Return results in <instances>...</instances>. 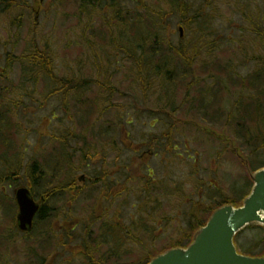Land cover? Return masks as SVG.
<instances>
[{"label": "rangeland", "instance_id": "374dc122", "mask_svg": "<svg viewBox=\"0 0 264 264\" xmlns=\"http://www.w3.org/2000/svg\"><path fill=\"white\" fill-rule=\"evenodd\" d=\"M121 1L124 11L149 2L147 7L155 10L159 24L169 12L164 0ZM81 2L28 0V8H18L11 19H0V54L25 56L37 46L53 58L59 78L90 82L63 104L59 96H48L41 76L29 86L17 64L8 86L0 90L5 105L18 110L15 117L21 132L17 150L24 171L34 160L46 163L42 158L52 154L53 161L40 167L43 176L59 178L54 186L68 183L76 191L83 190L52 201L53 220L45 226L36 220L34 231L24 236L14 227L17 208L13 193L27 186V177L20 175L1 186L0 264H48L43 262L54 255L55 264H142L149 252L157 254L186 242L184 234L192 215L204 222L207 209L226 201H242L252 187L250 174L264 168V148L260 147H264V110L258 114L262 122L256 125L261 136L254 137L249 133L255 130L253 118L244 111L252 102L248 98L252 90L246 91L248 85L249 89H242L231 84L248 83L264 73L260 38L264 36V0H224L222 5L206 9L205 16L198 17L190 29L185 28L181 39L180 20L168 19L169 26L161 29L160 38L172 48L184 42V53L192 58L190 69L173 54L156 56L150 41L137 49L141 37L149 39L143 24L138 31L130 24H108L110 13L81 7ZM157 70L159 75L154 74ZM141 80L150 85L146 95ZM260 104L264 106V100ZM88 107L95 109L85 125L81 119L88 117L84 112ZM238 125L248 134L246 140L253 137V144L246 143ZM166 129H171V152L152 156L146 144ZM88 146L97 157L80 163L82 149ZM67 154L73 156L70 165ZM148 171L151 179L145 176ZM81 176L84 182L77 180ZM94 177L99 183L109 182L117 196L101 201L99 192L90 193ZM33 196L37 201L42 195ZM158 202L162 211L158 215L168 220L143 217ZM114 228L112 238L109 233ZM47 238L52 245L42 250L40 245ZM64 241L66 248L62 247ZM80 241L85 242L87 258L81 249L73 256L69 250L79 248ZM95 241L97 247L92 245ZM262 241V229L247 230L235 243L242 253L258 254Z\"/></svg>", "mask_w": 264, "mask_h": 264}, {"label": "trees", "instance_id": "16d2710c", "mask_svg": "<svg viewBox=\"0 0 264 264\" xmlns=\"http://www.w3.org/2000/svg\"><path fill=\"white\" fill-rule=\"evenodd\" d=\"M81 1H82L81 7L87 5L90 6L91 10L92 9L101 10V11L106 10L107 13H110L111 17L106 20L108 24L115 25L116 23H120L124 27H127V25L130 24V27L134 31H138L139 26L140 25L142 26L143 24L144 30H146L147 32L146 34L149 36V39L146 40L145 38L141 37L139 39V46L137 47V49L144 47L146 41H150L149 43L156 56L157 54L158 55L160 54V56L162 57L163 55L173 54L179 59H181L185 65L187 64L188 69H190L192 67V58H190L187 55V53H184L185 48L182 47L184 42L180 41L179 48H172L171 46H169L172 44L165 42L163 39L161 40L160 38V35L162 33L161 29L163 28L167 29L169 26L167 22L168 19L172 21L174 17L180 20V23H178L179 27H182L183 30L185 28L190 29L192 25H194L197 22L198 17L202 18L205 16L204 11L206 9L211 7L213 8L214 5L217 4L222 5L224 0H200L201 4L197 3L196 0H164L165 8H167L169 12L167 13L166 16L162 17V20L164 22L162 24H159V21L157 20L155 15V10L152 9L151 7L149 8L147 7L149 5V2L147 1L142 2L137 7L126 8L125 11L121 9V5H122L121 3H123L121 0H81ZM150 3L156 4V1H152ZM28 4H29L28 0H0V19L2 18H4L5 20L11 19L13 13H17L18 8L21 7L23 8L25 5H26L25 7L28 8ZM154 5L151 6L156 7ZM199 5L203 6L199 12L194 11L195 12L194 14L190 13L193 10H195V8H198ZM211 11L213 10L211 9ZM208 13L209 12H207V14ZM18 17L19 16L15 17V19H17ZM260 38H262L264 42V36H260ZM165 45L166 47H164ZM161 46L162 49L160 48ZM125 55L129 58L130 53L127 51L125 52ZM165 62L167 63L166 60ZM17 64L22 66V71H24L25 74V80L29 82V86H31V84L34 85L35 83L34 80L37 79L38 75L41 76L42 81L44 82V84L47 85L49 89L48 96L49 97L59 96L60 98H62L63 104H65V102L67 101V99L71 94L81 92L82 90H84V88L87 85L90 84V82L88 81L85 80L81 81L76 78L73 80L62 77L59 78L56 75L55 70L53 68V58H51L50 54L44 49H40L37 46H34L33 51L27 53L25 56H14L11 53H6L3 55L0 54V90H5V87L8 86L7 83H9V79L13 74L12 70L14 69V66ZM158 70L154 72L155 75H159ZM229 78H231L230 75H228V79ZM140 84L144 89L143 90V92L145 93L144 95H146L148 92L151 91L150 85L147 84L146 81L141 80ZM231 84H234L236 85V87H240L242 89L248 88L247 87L248 85L250 87V90H246V91L249 92L252 90V93L248 97L249 101L252 102H249L248 105L244 106V111L247 110L245 112L246 117H248V115L250 114L253 118L251 122L252 124L254 123L253 125L254 127L252 129L255 130L253 131V134L252 131L249 133L254 137L261 136V132L259 131V129L256 128V125L258 121H261V119L258 117V114L261 112V110H264V106L260 104V100H264V73L262 74L259 73V75L256 76L255 80L251 79L248 83H246L245 81L244 82L232 81ZM94 109L95 107H88L87 109H85L84 112L88 114V117L86 118V120L84 118L81 119V121L84 122L85 125L89 123V121L91 120L90 115H92ZM17 111L18 110H16L15 106L12 107L10 106V104L5 105V102L0 97V116H1L0 117V187L4 186L6 183L13 182L15 179H18L20 175L22 177L25 175L27 177V181L25 182L26 183L25 185H27V187L31 190V193L33 195L35 193H38L39 195H42L41 198L44 199V204L41 206L39 215H45V217L44 218L40 217L38 222L39 225L45 226L49 221L53 220L52 217L55 211L54 209L55 206H53L52 204H54L55 202L52 201L63 200L65 194L72 195L73 192L77 193L78 191L80 193V191L83 190L76 191V188L72 185H69L68 183H66V185L64 186L62 185L54 186L55 183L56 184L58 183L59 178L56 179L55 177H51V176H46V177L43 176V171H41L40 167L43 166V168H45V164L49 165L53 161L52 157L50 156L52 154L50 155L48 154L45 158L41 157L43 161H45L46 163H42V165H40L39 161L34 160L33 163L30 166L26 167V170L24 171L21 153L17 150V146L19 142L18 134L21 132L20 121L18 118L15 117V112L17 113ZM238 126L241 127V129H237V130L241 132V135L243 134V137L246 140L248 134L245 133V130H242L243 129L242 125H238ZM170 131L171 129H166L165 133L162 134L161 137L155 136L153 139L149 141V144H146L149 148V153L151 152L150 154L152 156L157 155V153L167 154L171 152L172 149H171V145L169 144L170 142L169 136L171 134ZM69 133L72 134L71 132ZM262 134H263L262 136H264V132H262ZM252 138L247 139L246 143L253 144L254 140H252ZM63 142H66V139ZM140 147L143 146L141 145ZM260 147L264 148L262 146ZM134 149H139V148L135 146ZM150 149L152 151H150ZM93 150L94 149H91L89 146L87 147V150L82 149L84 156L81 159L82 162L80 163H87L88 160L89 162L92 161L93 160L92 156L93 158L95 156ZM71 156L72 155L70 154L66 155L67 157L66 159L71 161V163L70 161L68 162L69 165L72 164L73 161L72 160L73 156L72 157ZM84 157L88 159L86 160L84 159ZM85 167H87V165ZM39 179L40 181H38ZM147 180L150 181L149 179ZM89 185H90L89 192L90 193H93V191H95V193L99 192L100 199H102L101 201H105V200L107 201L117 196L116 191L111 192L112 189H110L111 187L109 186L110 185L109 182L104 181L102 183L101 182L99 183L97 177H94ZM148 187L149 184L147 183L146 188ZM77 188L80 189V187ZM249 192L250 191H248V193ZM248 193L243 194L242 201L245 199V197L248 196ZM100 199L97 202H99ZM242 201L237 203L228 202V201L222 202L218 204V206L216 205L215 209L221 206H225L226 204H231L234 207H237L241 205ZM158 204L159 202L152 208L146 210V214H147L146 218L148 217V219L150 220L152 219V217L156 216L157 218L163 221H167L168 219L165 216L158 215L159 212H162L158 210V208L160 207V205ZM215 209L206 210L209 212L208 217L214 212ZM198 220H199L198 216L192 215V217H190V220L188 222L189 227L186 232L187 234H184L186 239L191 240L193 233L200 227L204 226V224L206 223L205 221L199 222ZM148 223L149 222L145 223L144 225L147 226ZM145 226H142L140 229L146 234V231L151 226H147V230H145ZM153 228L154 227H152V231ZM47 240L48 241L45 240V242L40 245V248L42 250L46 249V247H51L53 241H50L51 238H47ZM61 243H62V247L64 248L65 246L66 248L68 246V243L71 244L73 243V241L70 240L68 243H66V241ZM80 244L84 246L85 242L83 241L82 243V241H80L77 246L80 247ZM180 244L181 243H178L176 244V246H179ZM69 250L71 251L72 256L78 255V253L80 252L79 248H73V249L69 248ZM82 251L84 250L82 249ZM263 253H264V249H263ZM54 257L55 255L47 259L43 263L55 264L54 261H56V259ZM150 257H151L150 255H148V257H144L143 258L144 263L142 264H147L150 260Z\"/></svg>", "mask_w": 264, "mask_h": 264}, {"label": "water", "instance_id": "95a60500", "mask_svg": "<svg viewBox=\"0 0 264 264\" xmlns=\"http://www.w3.org/2000/svg\"><path fill=\"white\" fill-rule=\"evenodd\" d=\"M251 181L253 187L241 206L216 209L207 224L195 233L189 247L171 249L149 264H264V257L238 254L233 244L235 236L247 228L264 229V169L251 174ZM14 197L18 208L17 229L30 232L39 204L25 187L16 189Z\"/></svg>", "mask_w": 264, "mask_h": 264}, {"label": "flooded vegetation", "instance_id": "af4514ba", "mask_svg": "<svg viewBox=\"0 0 264 264\" xmlns=\"http://www.w3.org/2000/svg\"><path fill=\"white\" fill-rule=\"evenodd\" d=\"M148 174H149V171L147 172ZM148 174L147 175H145L146 177H148ZM144 214V213H143ZM144 217H146L147 216V214L145 213L144 215H143ZM40 217H42V218H44L45 217V215H36L35 216V220H34V223H36V222H38V221H36V220H39V218ZM36 221V222H35ZM34 226V225H33ZM44 226V225H43ZM42 226V227H43ZM115 229L116 228H114L113 230H111L110 231V235L112 234V238L115 236V234H114V231H115ZM261 229H263V228H261ZM264 231V230H263ZM186 240H188V239H186ZM192 241V239L191 240H188V242L186 241V242H182V244H180L179 246H176V245H174V247H179V248H186V247H188L187 245L188 244H190V242ZM95 243L96 244H94L93 242H92V245H94V246H98L99 244H97V241H95ZM100 243V242H99ZM261 244H263V249H264V241H262V242H260ZM101 244V243H100ZM86 247H85V244H84V246H82V244H80V247H79V249H81V251H82V249L84 250ZM237 248V247H236ZM263 249H262V252L261 253H258V254H253V253H251V254H249V253H242L240 250H238L237 249V253L238 254H241V255H244V256H247V257H255V258H262V257H264V253H263ZM150 253V255H153L151 258H150V260H152L154 257H157L158 255H160V253H162V251H160V252H158L157 254H156V252L154 253V254H151V252H149ZM88 254V252H86L85 250L84 251H82V255H84V257H86V256H88L87 255ZM144 257H148V254L147 255H145ZM87 258V257H86ZM150 260H149V262H150ZM148 262V263H149ZM147 263V264H148Z\"/></svg>", "mask_w": 264, "mask_h": 264}]
</instances>
